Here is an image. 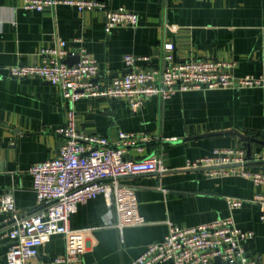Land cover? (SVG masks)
Instances as JSON below:
<instances>
[{
	"label": "crops",
	"instance_id": "obj_1",
	"mask_svg": "<svg viewBox=\"0 0 264 264\" xmlns=\"http://www.w3.org/2000/svg\"><path fill=\"white\" fill-rule=\"evenodd\" d=\"M110 9L138 13L136 26L104 31L105 14L57 4L42 10L23 8V0H0V194H12L20 214L37 207L29 167L54 157L61 144L55 129L63 125L69 102L55 86L36 78H15L9 66L39 64L40 50L65 40L76 56L84 48L97 60L96 79L106 82L126 72L123 56H147L140 68L161 64L162 44H173L174 60L209 58L232 63L237 77L262 79L256 87L175 89L153 96L137 111L127 100L82 97L74 102L79 131L116 140L120 131L153 137L134 159L156 154L164 172L119 179L118 214L103 195L81 202L70 215L73 228H89L86 249L72 264H128L149 242L160 241L170 224L189 227L230 217L252 230L246 255L264 264V222L250 200L261 186L240 174L209 175L187 168V160L208 156L215 148H242L246 156L261 149L264 118V0H98ZM67 56V57H69ZM66 57V58H67ZM256 140V141H254ZM249 150V152H248ZM264 163L245 164L263 168ZM245 200L230 207L227 197ZM125 225L120 230L115 221ZM8 224L0 213V230ZM8 238L0 239V264H6ZM64 251L56 234L39 246L27 264L51 262ZM65 264V263H57Z\"/></svg>",
	"mask_w": 264,
	"mask_h": 264
},
{
	"label": "built area",
	"instance_id": "obj_2",
	"mask_svg": "<svg viewBox=\"0 0 264 264\" xmlns=\"http://www.w3.org/2000/svg\"><path fill=\"white\" fill-rule=\"evenodd\" d=\"M67 4L78 11L99 10L105 14L104 31L110 33L122 25L136 26L138 13L125 8L110 9L98 0H23V8L40 11L44 6ZM66 42L57 39L53 46L40 50L39 64L17 63L9 66L15 78L36 77L58 89L69 102L65 121L55 132L61 138L57 154L45 161L32 164L28 172L36 195L37 207L28 214H20L11 193L0 194V213L7 214L8 224L0 230V239L8 238L6 264H27L36 257L39 246L51 236L64 238V251L51 262L42 264H72L80 260L86 249L89 228H73L70 215L77 205L103 195L108 207L114 206L118 214L119 179L124 176L160 173L166 168L161 158L134 159L127 157L129 149L140 154L153 137L143 132L120 131L116 140L99 134L79 131L75 124V108L79 98L103 96L110 100L123 98L131 111L139 110L153 96L168 97L175 89H218L256 87L262 79L252 75L237 77L231 71L232 63L209 58L174 60L173 44L163 42L161 64L140 68V60L147 56L125 54L126 72L106 82L96 79L99 67L94 55L84 48L78 53V62L67 64L65 58L74 53L66 50ZM262 134L264 139V118ZM264 163V146L250 156L242 148H215L210 155L187 160V168H202L209 175L240 174L254 185L264 188V169H249L245 164ZM264 165V164H262ZM244 198L227 197L230 207H238ZM259 209L264 222V191L250 198ZM119 232L124 227L115 221ZM252 230L238 227L230 217L189 227L170 224L167 234L160 240L149 242L143 251L128 264H256L246 255L245 244L253 237Z\"/></svg>",
	"mask_w": 264,
	"mask_h": 264
},
{
	"label": "water",
	"instance_id": "obj_3",
	"mask_svg": "<svg viewBox=\"0 0 264 264\" xmlns=\"http://www.w3.org/2000/svg\"><path fill=\"white\" fill-rule=\"evenodd\" d=\"M78 59H79L78 55L73 56V57L69 56V57L65 58V63L72 64V63L78 62ZM254 141H256V140H254ZM261 144L264 145V141L263 142L261 141ZM248 152H249V150H248ZM263 169H264V167H263ZM245 249H246V247H245ZM214 262L217 263V264H221L220 259L218 257H216L214 259ZM226 264H240V263H226Z\"/></svg>",
	"mask_w": 264,
	"mask_h": 264
}]
</instances>
